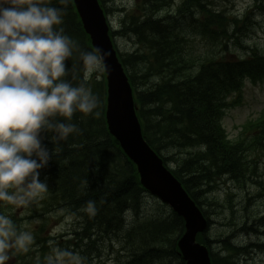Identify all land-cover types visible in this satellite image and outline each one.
<instances>
[{
    "label": "clouds",
    "instance_id": "9594fccd",
    "mask_svg": "<svg viewBox=\"0 0 264 264\" xmlns=\"http://www.w3.org/2000/svg\"><path fill=\"white\" fill-rule=\"evenodd\" d=\"M51 0H0V205L22 208L48 192L39 179L53 153L80 130L72 123L76 113H99V97L83 81L74 85L65 61L78 53L86 76L106 68V53L82 51L59 28L60 8ZM67 5L69 0H59ZM48 136L49 151L42 141ZM87 185V181L84 182ZM97 214L96 202L82 209ZM34 237L18 230L0 214V264H8L13 252H28ZM44 264H85L79 252L53 246Z\"/></svg>",
    "mask_w": 264,
    "mask_h": 264
},
{
    "label": "trees",
    "instance_id": "16d2710c",
    "mask_svg": "<svg viewBox=\"0 0 264 264\" xmlns=\"http://www.w3.org/2000/svg\"><path fill=\"white\" fill-rule=\"evenodd\" d=\"M58 2L59 0H51L49 6L55 7ZM219 2L223 5L228 2V0H219ZM62 6L64 8L60 9L63 13V23L58 27L63 29V34L76 42L80 50L92 51L87 45L88 41L81 31L79 24L77 23L78 26H74L77 22L76 15L70 8L69 3ZM160 46L164 48L165 53L164 51L161 53L158 47L154 49V59L158 63L176 60V56L171 55V52L167 53L163 45ZM167 50L169 51V49ZM136 59V57L127 59L124 62V66L128 65L134 67ZM65 64L66 70L70 69L68 78L71 79L74 85H79L82 82V72L84 68L78 53L74 52L73 57L65 61ZM161 66L169 65L167 63ZM263 67L264 60L254 59L248 64L247 70L255 69L256 76L261 78ZM161 73L164 74L163 80L161 79L163 81L162 83H164V87L154 93L144 94L142 97V104L147 107L159 105L163 112L174 114L173 119L176 122L175 126L179 128V130L177 131L178 138L177 136L173 138V135L170 134L166 135V138L170 140L169 144L171 147L176 149L172 144L173 142L181 152L188 153L190 150H196L194 153L199 157V161H194L193 167L186 172L182 170V174L180 175L183 179V185L197 202L199 196L196 197L195 195L198 194V187H202L204 183L208 184L214 173H219L220 171L226 172L229 170L231 175L235 177L237 176V172H241V167L239 166V161H241L240 155L236 149H232L225 145L224 137L221 134L219 126V118H217L219 117V113L213 106L214 99L211 97L210 89L206 86L207 80L204 78V76L207 75V71L202 72L194 80L180 83L167 81V70L162 69L156 72V74ZM178 78L179 77H176V80ZM209 83L211 82H208V84ZM204 93L205 96L203 97ZM95 94L102 99V89L99 94ZM102 104V101H100V108ZM93 116L94 114L85 116L80 113H76L73 116L72 123L77 125L80 132L79 134H73L66 141L61 142V150L56 152L50 162V170L52 172L50 176L58 186V191L65 197H68V199L71 200L69 203L72 205L77 197L76 194L85 192V188L93 181L94 190L97 192H91V194L98 193L101 201L104 200L106 202L105 212L108 216L113 215L110 221V227L115 237H117L124 231V220L120 218L116 212V200L125 199L128 201L129 199L132 200V198H137L132 195L130 189L122 185H107L100 189L105 181L97 170L100 164L108 165L113 162V158L110 157V159L109 154H106L107 152H111L110 148L112 145H110L109 148L105 142L100 140L102 131L100 133L97 125L98 122L94 120ZM152 116L153 115H150L151 119L154 118ZM148 125L154 128L150 123ZM167 125V123H161L158 127L159 130L156 127L155 129L162 133V131L167 128ZM263 137L264 133L260 138ZM44 139L46 142H49L48 136H45ZM258 140L255 141V143H257ZM50 147V149L53 150V144H50ZM200 148H204L206 151H200ZM216 165H218V168H221V170L215 168ZM258 168L259 166H257V170ZM244 175H246V170H244V174L240 175V177H244ZM258 176L263 180L262 174H258ZM85 181H87V185H85ZM93 201H95L96 204L98 202L97 199ZM197 203L201 204L202 201H198ZM86 204L87 202L81 204V206L84 208ZM140 214V211L133 212V210H130L127 212L126 216L128 218L138 219ZM104 219L105 217L103 214L98 216L94 221V226L96 225L95 227L98 226L101 229L104 226ZM140 230L139 234L144 233L148 236L151 234L158 236V244L156 245L157 250L162 249L168 243L169 240H165L168 236L171 237L172 235H176V231L173 229L168 231L166 225H163L162 228L156 225H150L149 229L145 227ZM137 235L135 240L138 242L139 247L145 248L148 252H144L143 254L140 252L139 256H133L129 264H143L145 260L144 264H154L155 262L152 263L153 260H147L150 256L149 245L141 243L140 237ZM220 262L222 263L215 261V264H226L223 260H220Z\"/></svg>",
    "mask_w": 264,
    "mask_h": 264
},
{
    "label": "rangeland",
    "instance_id": "374dc122",
    "mask_svg": "<svg viewBox=\"0 0 264 264\" xmlns=\"http://www.w3.org/2000/svg\"><path fill=\"white\" fill-rule=\"evenodd\" d=\"M176 4H179L180 0H175ZM136 4V0H107V5L109 8L114 9H125L126 12H129L130 10L134 9V6ZM248 5L249 3H245ZM121 13L113 12L108 14V20L114 27V29H118L120 25V16ZM262 23H264V19L259 18ZM247 36L245 35L242 40L239 42L241 45L245 47H253L251 49H254V47H257L263 54H264V27L261 25H255L246 30ZM131 39H117L116 44L118 49L121 52H128L131 50H134L135 46L133 43H131ZM197 40L195 41L196 48L199 50L200 47L197 45ZM240 51L236 48H233L232 46L228 47V51L226 54V57H229V55H237ZM240 96V102L241 106H236L232 110H229L226 112L225 117L223 119V125L226 130V133L228 134L229 138L231 140L237 139L240 135V126L243 125L248 119L250 118H256L261 112H264V82L258 83L256 86L251 85L249 81L244 82V86L242 90L239 92ZM172 127L167 126V129L165 131L171 130ZM155 131V127H154ZM162 131V130H160ZM159 136L162 133H158ZM178 138V135H173V138ZM172 138V139H173ZM177 151H172L170 154H173L175 157V160L177 162L182 164L184 159L188 156L185 154H176ZM182 156V157H181ZM181 157V158H180ZM254 161L259 162L260 164H257L258 166L262 165L264 163V153L258 154L254 159ZM175 162V163H176ZM195 162H190L186 165L184 171H189ZM264 165V164H263ZM172 167H175L174 164H171ZM237 169V168H236ZM250 181H253L250 180ZM259 183V182H258ZM264 187V184H262ZM209 195V194H208ZM211 195V194H210ZM97 199V214L95 215V219L99 215V207L101 203V199L98 195V193L94 194H86L83 195L76 204H84L85 202H88L89 200L93 201ZM157 206V203L153 200L152 197L146 196L145 197V210H152ZM21 211L17 210V212ZM26 217H30L27 220H25L22 225L27 228L37 229L41 224L44 222L46 218H48L46 227L53 233L55 236H59L60 238L64 237L61 241H66V236L63 234L70 231L73 226L76 224V219L74 218H61L63 215L62 212L58 213H51V214H44L40 213V210L37 209V214L40 213V216L34 215L31 211H25ZM18 214H16L17 216ZM32 216V217H31ZM248 218L250 220H253L256 218V210L253 212L248 211V213L245 215V219ZM238 221H241V217L238 216L236 218ZM129 220V218H128ZM96 226V225H95ZM92 228L91 230L95 231L94 239H98L96 242L95 248L97 250H100V256L96 257L95 260H93V264H119L120 262L117 260L119 257L126 258V255L128 254H134L135 252H138L140 250L138 242L136 241L134 245L126 244V251H121L120 246L116 245V240H112L111 242L105 241L102 237H97L99 234L98 230L100 229L98 226ZM255 227H252L250 230H254ZM256 233H258L261 230H264V228H256ZM47 231V230H46ZM212 232H217L216 229H212ZM255 233V234H256ZM248 235L246 238H244L245 243L247 242H261L264 243V237ZM137 236L140 237L141 243H144V245L149 246H156L158 244V236L152 235L148 237L146 234H138ZM94 240V242H95ZM160 243V242H159ZM162 243V241H161ZM130 249V252H129ZM142 249V248H141ZM117 250V251H116ZM128 252V253H127ZM120 254V255H119ZM125 254V255H124ZM251 254V255H250ZM122 255V256H121ZM118 256V257H117ZM118 261V262H117ZM110 262V263H109ZM9 264H16V260L12 259L10 260ZM242 264H264V250H258L256 252H250L248 256L244 260H242Z\"/></svg>",
    "mask_w": 264,
    "mask_h": 264
},
{
    "label": "water",
    "instance_id": "95a60500",
    "mask_svg": "<svg viewBox=\"0 0 264 264\" xmlns=\"http://www.w3.org/2000/svg\"><path fill=\"white\" fill-rule=\"evenodd\" d=\"M93 0H87L90 2ZM95 29L93 31V44L97 46V36L95 30L97 28V22H99V10L95 9ZM106 67L109 73V108L115 107L118 101L128 93V88L126 86V80L121 74L120 67L116 64L115 60L111 57L106 58L105 61ZM162 195L164 196V201L168 202L175 210L179 208V196L173 195L167 188L165 184H162ZM182 195V193H181ZM191 205V204H189ZM191 227L187 230L184 238L180 241L179 247L182 252L185 254V260L187 264H208V259L204 249L195 246L194 236L197 231H199L200 225L195 217L190 218Z\"/></svg>",
    "mask_w": 264,
    "mask_h": 264
},
{
    "label": "bare ground",
    "instance_id": "6f19581e",
    "mask_svg": "<svg viewBox=\"0 0 264 264\" xmlns=\"http://www.w3.org/2000/svg\"><path fill=\"white\" fill-rule=\"evenodd\" d=\"M226 3H227V2H226ZM250 27H251V25L249 24V25H248V28H250ZM248 28H247V29H248ZM249 51H253V49H249ZM259 168H260V166H259ZM259 168H258V170H259ZM119 255H120V254H119ZM124 255H125V254H124ZM250 255H251V254H250ZM121 256H122V255H121ZM117 257H118V256H117ZM124 258H125V257H124ZM117 262H118V261H117ZM109 263H110V262H109ZM112 264H113V263H112Z\"/></svg>",
    "mask_w": 264,
    "mask_h": 264
}]
</instances>
